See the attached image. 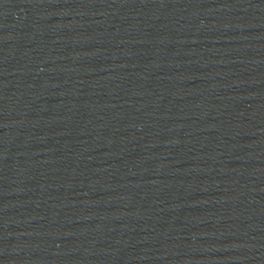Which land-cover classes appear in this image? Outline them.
<instances>
[{"label":"water","instance_id":"95a60500","mask_svg":"<svg viewBox=\"0 0 264 264\" xmlns=\"http://www.w3.org/2000/svg\"><path fill=\"white\" fill-rule=\"evenodd\" d=\"M0 264H264V0H0Z\"/></svg>","mask_w":264,"mask_h":264}]
</instances>
